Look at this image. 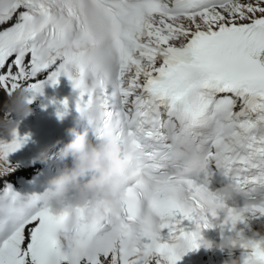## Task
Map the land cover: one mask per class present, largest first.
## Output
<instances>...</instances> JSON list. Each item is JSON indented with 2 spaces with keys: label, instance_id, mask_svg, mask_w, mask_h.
<instances>
[{
  "label": "snow or ice",
  "instance_id": "snow-or-ice-1",
  "mask_svg": "<svg viewBox=\"0 0 264 264\" xmlns=\"http://www.w3.org/2000/svg\"><path fill=\"white\" fill-rule=\"evenodd\" d=\"M62 76L78 112L104 101L95 139L112 132L140 167L123 211L101 216L7 183L0 264H178L214 228L249 237L240 264H264V0H0V92L31 103ZM11 135L0 176L29 139Z\"/></svg>",
  "mask_w": 264,
  "mask_h": 264
},
{
  "label": "clouds",
  "instance_id": "clouds-1",
  "mask_svg": "<svg viewBox=\"0 0 264 264\" xmlns=\"http://www.w3.org/2000/svg\"><path fill=\"white\" fill-rule=\"evenodd\" d=\"M5 115L0 117V128L12 134L23 117L31 112L30 92L20 88L7 96ZM104 101L96 96L90 104L82 106L75 117L76 124L66 129L69 136L74 137L64 144L59 157L72 163L65 167L59 175L47 180L50 204L54 211L71 210L77 206L89 205L90 216H101L105 211L119 213L124 209L127 181L140 167L139 154L125 153L116 135L107 129L99 142L90 135L93 127L105 117ZM84 125V130L80 126ZM58 140L57 143H61ZM47 151L41 153V159H47ZM243 190L234 182H227L222 194L227 198L241 193ZM246 235L231 233L224 235L219 246L221 249L234 250L236 242H246ZM224 264H240L239 257H231Z\"/></svg>",
  "mask_w": 264,
  "mask_h": 264
},
{
  "label": "bare ground",
  "instance_id": "bare-ground-1",
  "mask_svg": "<svg viewBox=\"0 0 264 264\" xmlns=\"http://www.w3.org/2000/svg\"><path fill=\"white\" fill-rule=\"evenodd\" d=\"M7 95L3 92H0V117H3L5 115L4 111V105L5 101L7 100ZM1 131V128H0ZM2 134L0 133V140H1ZM8 168L11 169V171H8L4 173L2 176H0V185L3 183V179H10L15 178L18 174H22L25 172H29L28 168L24 167H15L14 161L11 159H7Z\"/></svg>",
  "mask_w": 264,
  "mask_h": 264
}]
</instances>
